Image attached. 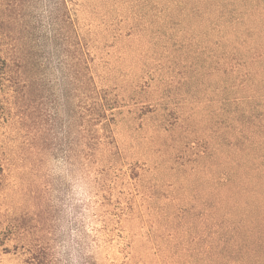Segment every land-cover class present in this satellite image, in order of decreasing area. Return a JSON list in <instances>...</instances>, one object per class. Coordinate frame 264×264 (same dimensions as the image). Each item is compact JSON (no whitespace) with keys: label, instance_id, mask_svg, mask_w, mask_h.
<instances>
[{"label":"rangeland","instance_id":"374dc122","mask_svg":"<svg viewBox=\"0 0 264 264\" xmlns=\"http://www.w3.org/2000/svg\"><path fill=\"white\" fill-rule=\"evenodd\" d=\"M77 2L115 142L94 156L79 126L59 0H0L22 71L0 93V264H233L222 235L264 207V0Z\"/></svg>","mask_w":264,"mask_h":264},{"label":"trees","instance_id":"16d2710c","mask_svg":"<svg viewBox=\"0 0 264 264\" xmlns=\"http://www.w3.org/2000/svg\"><path fill=\"white\" fill-rule=\"evenodd\" d=\"M77 1L59 0L56 15L57 51L72 59L71 79L79 95L77 111L81 121L78 123L79 126L84 125L86 120L89 131L87 146L95 156L100 146L115 142L114 127L120 106L118 97L107 89H101L97 83L95 56L80 31L78 19L73 15L72 5H77ZM21 80L22 71H16L11 60L0 53V93L6 87L20 84ZM84 93L88 94L86 105L83 97H80ZM83 108L86 114H83ZM3 174L4 167L0 162V184ZM232 229V237L222 235L223 258L232 260L233 264H264V207L248 211L245 219L235 223ZM98 240L95 238V242ZM31 254L29 264H74L69 257L65 261L59 259L57 252L50 249L31 251ZM88 264H96L94 254Z\"/></svg>","mask_w":264,"mask_h":264}]
</instances>
